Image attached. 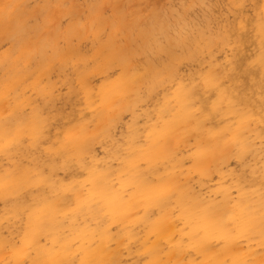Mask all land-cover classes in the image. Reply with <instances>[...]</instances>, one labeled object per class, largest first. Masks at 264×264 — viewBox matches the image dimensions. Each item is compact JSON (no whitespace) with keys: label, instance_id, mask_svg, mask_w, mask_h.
Listing matches in <instances>:
<instances>
[{"label":"rangeland","instance_id":"374dc122","mask_svg":"<svg viewBox=\"0 0 264 264\" xmlns=\"http://www.w3.org/2000/svg\"><path fill=\"white\" fill-rule=\"evenodd\" d=\"M14 3L23 30L7 35L10 25L0 24V177L24 170L31 177L0 197V264H38L39 249L30 247L19 260L13 252L23 247L28 209L44 199H60L63 235H70L73 220L78 228L98 226L77 210L78 198L91 188L89 169H108L112 189L131 201L136 188L124 184L128 165L153 142L166 145L170 156L153 166L139 161L150 182L172 174L177 191L189 187L207 200L230 197L235 204L246 194L264 201V0ZM116 87L122 92L105 98ZM183 112L189 114L185 125L167 132L169 138L158 135ZM202 149L210 151L201 157ZM177 191L176 239L185 237ZM149 215L158 218L159 208ZM146 225L130 223L138 240H112L118 259L111 264H150L142 246L156 236ZM121 226L112 224L110 232L118 237ZM49 245L46 237L38 241ZM163 246L166 264L203 260L198 249L172 255L170 244ZM226 246L219 239L211 249ZM234 246L244 264H264V236L245 235ZM80 258L62 264H80ZM225 264H233L230 256Z\"/></svg>","mask_w":264,"mask_h":264},{"label":"bare ground","instance_id":"6f19581e","mask_svg":"<svg viewBox=\"0 0 264 264\" xmlns=\"http://www.w3.org/2000/svg\"><path fill=\"white\" fill-rule=\"evenodd\" d=\"M5 1V6L0 14L1 17L4 13L5 19H0V24L3 22L10 25V29L6 34L13 35L15 32L23 30V26L19 23L21 10L14 3V0ZM120 59L122 60L123 58ZM121 92L122 89L118 87L108 89L105 93V98L111 95H118ZM188 116L187 112L178 113L166 125L164 131L158 132V135L169 138L170 135L167 132H172L175 128L185 125ZM0 137L3 138L5 136ZM95 139L97 137L93 138L92 141ZM91 147L93 148L92 145ZM209 151L208 149H202L200 156H206ZM136 153V159H131L128 165L131 166V177L129 176L124 182L125 185L133 184L136 188L134 193H132L131 201L125 199L123 192L112 189L110 186L111 182L108 179V169H89L88 177L91 182V188L88 195L78 198L77 210L83 214L89 213L91 218L98 222V226L92 229L88 227L78 228L73 220L70 235H63L64 229L61 228L57 220L60 216L58 213L60 199L55 198L53 202L49 201V199H44L28 209V229L23 233V247L13 252L15 258L19 260L24 254L28 253L30 247H33L40 250L39 258L36 260L38 264H62L64 260L72 262L78 253L81 254L80 264H111L117 262L118 259V253L109 248L112 240H138L139 234L129 228L130 223L145 222L149 232L156 236L151 244L144 242L142 246L144 250L151 253L150 264H166L162 262L164 242L168 245L170 244L168 248H171L169 250L172 255L192 248L198 249L202 253L203 260L200 263L191 261L188 264H225L227 256L232 258L233 264H244L242 257L236 255L234 244L239 237L245 235L259 234L264 236V212L261 214L258 212L259 206L264 201L254 202L246 194H243L241 200L235 204L230 203V197L223 198L224 201L207 200L205 197L203 198L201 195L194 193L189 187H183L177 191V183L174 181L172 174L166 175V177L162 176L163 178L160 179L159 183L154 184L138 168L139 161L146 160L153 166L154 163L157 164L170 156L168 147L164 144L153 142ZM30 177L26 170L15 178L0 177V197L4 196L3 190L12 191L14 187L19 188L17 185L21 181L28 182ZM43 177L37 178L36 183L39 184ZM178 181L180 182V180ZM175 191L178 193L175 201L181 210V216L184 221L181 230L185 235L184 238L178 239L175 238L177 228L175 226L176 220L172 214ZM66 194L68 195V193ZM155 206L159 208L160 215L153 220L149 215V210ZM136 207L143 208L144 213L140 216H135L132 211ZM231 218L235 221L237 220L236 233H234V228L230 226L229 219ZM114 223L122 225L118 237L110 232L111 225ZM41 237H46L50 245L38 246V241ZM219 239H223L226 242V248L222 251L212 250V242ZM77 240L81 242V245L75 247ZM2 243L3 241L0 239V246Z\"/></svg>","mask_w":264,"mask_h":264}]
</instances>
